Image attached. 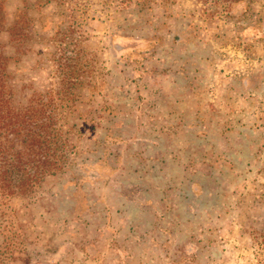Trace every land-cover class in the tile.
Returning a JSON list of instances; mask_svg holds the SVG:
<instances>
[{
  "label": "rangeland",
  "instance_id": "obj_1",
  "mask_svg": "<svg viewBox=\"0 0 264 264\" xmlns=\"http://www.w3.org/2000/svg\"><path fill=\"white\" fill-rule=\"evenodd\" d=\"M0 52L71 145L0 194V264L257 263L264 0H0Z\"/></svg>",
  "mask_w": 264,
  "mask_h": 264
},
{
  "label": "trees",
  "instance_id": "obj_2",
  "mask_svg": "<svg viewBox=\"0 0 264 264\" xmlns=\"http://www.w3.org/2000/svg\"><path fill=\"white\" fill-rule=\"evenodd\" d=\"M6 66L7 57L0 52V194L22 196L63 168L71 145L53 90L32 91L20 102ZM259 238L256 264H264V232Z\"/></svg>",
  "mask_w": 264,
  "mask_h": 264
}]
</instances>
